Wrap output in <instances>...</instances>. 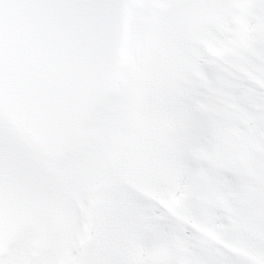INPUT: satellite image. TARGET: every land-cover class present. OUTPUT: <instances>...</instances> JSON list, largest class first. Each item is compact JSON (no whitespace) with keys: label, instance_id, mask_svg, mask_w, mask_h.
Listing matches in <instances>:
<instances>
[{"label":"snow or ice","instance_id":"snow-or-ice-1","mask_svg":"<svg viewBox=\"0 0 264 264\" xmlns=\"http://www.w3.org/2000/svg\"><path fill=\"white\" fill-rule=\"evenodd\" d=\"M0 264H264V0H0Z\"/></svg>","mask_w":264,"mask_h":264}]
</instances>
